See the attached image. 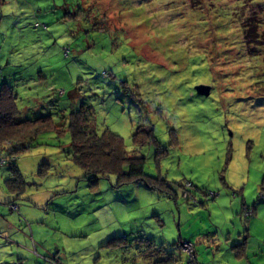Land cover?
I'll use <instances>...</instances> for the list:
<instances>
[{
    "label": "rangeland",
    "instance_id": "1",
    "mask_svg": "<svg viewBox=\"0 0 264 264\" xmlns=\"http://www.w3.org/2000/svg\"><path fill=\"white\" fill-rule=\"evenodd\" d=\"M249 19L262 27L245 43ZM3 80L19 118L67 127L71 111H87L98 133L122 137L145 157L144 172L177 194L142 181L116 186L114 176L90 183L69 157V135L48 129L15 156L25 189L12 212L0 164V213L18 234L6 247L24 242L35 264L43 254L62 264H151L150 238L182 264H264V0H0ZM140 124L166 149L158 162L153 144L132 142ZM245 233L250 263L232 244ZM10 258L0 264H16Z\"/></svg>",
    "mask_w": 264,
    "mask_h": 264
},
{
    "label": "trees",
    "instance_id": "2",
    "mask_svg": "<svg viewBox=\"0 0 264 264\" xmlns=\"http://www.w3.org/2000/svg\"><path fill=\"white\" fill-rule=\"evenodd\" d=\"M249 21L248 25L245 24L244 26L250 28V34H245L246 27L244 29L242 28L245 43L248 36L253 38L257 36V27H262L259 24L260 22L253 24L251 19ZM35 26L46 28V24L44 23L40 24L36 22ZM62 53L67 56L69 46H63ZM39 76L41 75L39 74ZM62 92L63 90H59V93ZM16 98V93L12 85L4 80L0 82V157L5 159L4 164L7 165L9 170V176L4 179V186L10 194H13V199L7 202L13 203V200L22 195L25 189V181L15 164V156L25 149L30 148L33 140L37 138V135L48 129H52L58 136L63 133L69 135V157L82 169L83 178L90 183H96L100 178L114 176L116 186L142 181L149 189L166 192L172 198L177 196L176 190L166 183L168 180L162 177L160 173L157 175H148L144 172L145 157L137 154L136 149L132 151L127 150L122 137L108 129L98 133L87 111H71L68 114L67 127L55 126L56 124L47 115L35 119L19 118ZM132 142L135 148L146 143L153 144L155 147L156 162L165 154L166 149L161 147V142L157 139L151 124L138 125L136 131L132 134ZM171 143L177 145L178 141L176 137L172 136ZM179 186L184 187L182 184H179ZM185 187H193L199 190L190 181L186 182ZM183 190L182 193H185L186 190ZM207 192L205 193L206 196H208ZM242 204L245 205L244 202ZM9 210L13 211L14 209ZM246 219L244 225L246 227L245 231L247 232ZM246 238L247 233L244 234L241 242L239 241L233 244L237 254H240L239 256L243 255L241 251L245 249ZM119 240L120 242L118 240L116 242L119 244L115 243L117 246H120L121 239ZM111 242L113 243V240L109 239L103 246H108ZM144 243H146V245L143 244L144 246L154 248L158 253V256H156L151 264H182L180 256L167 250L163 245L157 246L150 238H145ZM173 245L184 252L179 240L173 241ZM185 255L187 256L186 263L191 262L192 260L189 259V255L187 253ZM42 256L44 257L42 258L44 262L39 260V263L62 264L57 256L49 257L48 254H43Z\"/></svg>",
    "mask_w": 264,
    "mask_h": 264
},
{
    "label": "crops",
    "instance_id": "3",
    "mask_svg": "<svg viewBox=\"0 0 264 264\" xmlns=\"http://www.w3.org/2000/svg\"><path fill=\"white\" fill-rule=\"evenodd\" d=\"M20 171V170H19ZM21 173V172H20ZM12 196H13V194H11ZM8 196H10V195H8ZM8 197H6V201H10V200H12L13 199V197L11 198V199H7ZM41 204V203H40ZM22 204H20V206H21ZM23 208H22V210H23V213L25 214V217L27 218V217H29V215H28V210H26L25 209V207L24 206H22ZM0 212H4V210L3 209H0ZM12 212V211H11ZM20 222H21V220H20ZM9 224H8V221H7V219L4 217V215H2L1 213H0V244H3V245H1L0 246V250H2V247L4 246V248L6 249V248H10V252H0V261H2V259H5V261L6 260H10L11 258H10V255H12V254H15V256H17V258L18 259H16L17 260V262H16V264H35L36 263V260H30V258H29V256H32V254H30L28 251H29V249H28V247H27V245H25V243L23 242V243H21V244H19V243H15L14 245H13V241L14 240H10V245L8 246V247H6V245H5V243H8V238L10 237V235L11 236H15V235H18L16 232H13V233H10L11 231H8L7 229H5L4 227H6V226H8ZM21 236V233H19V236H18V238ZM28 238H29V236L28 235H26L25 236V239L26 240H28ZM189 242V241H188ZM236 242H238L236 239L235 240H233V243L232 244H236ZM246 244H247V240H246V243H245V255H246ZM39 253L40 254H43L42 252H40L39 251ZM181 253L184 255L185 253L184 252H182L181 251ZM181 255V254H180ZM245 255L243 256V255H241V256H239L238 258H240V259H242L243 257H245ZM182 256V255H181ZM12 257V256H11ZM246 258V257H245ZM28 259V260H27ZM239 259V260H240ZM247 259V261H248V258H246ZM27 260V261H26ZM26 261V262H25ZM249 262V261H248ZM1 263V262H0ZM250 263V262H249ZM38 264H39V262H38Z\"/></svg>",
    "mask_w": 264,
    "mask_h": 264
},
{
    "label": "built area",
    "instance_id": "4",
    "mask_svg": "<svg viewBox=\"0 0 264 264\" xmlns=\"http://www.w3.org/2000/svg\"><path fill=\"white\" fill-rule=\"evenodd\" d=\"M4 160H5V159H4L3 157H0V164H4V162H5ZM187 185H188V184H187ZM184 195H187V192H185ZM211 195H213V193H212ZM8 207H9L10 209H15V208L12 207V203H9V204H8ZM184 243H186V242H184ZM188 244L190 245V243H188ZM187 247H188V246L186 245L185 248H187ZM190 248H191V247H190ZM191 250H192V249H191ZM187 251H188L187 253H188V255H189V259L192 260V259H193V255L189 252V250H187Z\"/></svg>",
    "mask_w": 264,
    "mask_h": 264
},
{
    "label": "water",
    "instance_id": "5",
    "mask_svg": "<svg viewBox=\"0 0 264 264\" xmlns=\"http://www.w3.org/2000/svg\"><path fill=\"white\" fill-rule=\"evenodd\" d=\"M196 90L199 94H207V87L203 86V85H197L196 86ZM184 243V242H182Z\"/></svg>",
    "mask_w": 264,
    "mask_h": 264
},
{
    "label": "clouds",
    "instance_id": "6",
    "mask_svg": "<svg viewBox=\"0 0 264 264\" xmlns=\"http://www.w3.org/2000/svg\"><path fill=\"white\" fill-rule=\"evenodd\" d=\"M12 203V202H11ZM8 206V205H7ZM9 208V207H8ZM10 209V208H9Z\"/></svg>",
    "mask_w": 264,
    "mask_h": 264
}]
</instances>
